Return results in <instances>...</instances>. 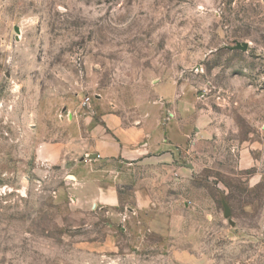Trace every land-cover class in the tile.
Returning <instances> with one entry per match:
<instances>
[{
  "label": "rangeland",
  "instance_id": "obj_1",
  "mask_svg": "<svg viewBox=\"0 0 264 264\" xmlns=\"http://www.w3.org/2000/svg\"><path fill=\"white\" fill-rule=\"evenodd\" d=\"M94 102L186 130L159 228L43 158ZM0 264H264V0H0Z\"/></svg>",
  "mask_w": 264,
  "mask_h": 264
},
{
  "label": "crops",
  "instance_id": "obj_2",
  "mask_svg": "<svg viewBox=\"0 0 264 264\" xmlns=\"http://www.w3.org/2000/svg\"><path fill=\"white\" fill-rule=\"evenodd\" d=\"M104 104L94 102L91 113L84 115L69 113L63 125L57 123L53 139L41 145V154L48 164L66 171L77 202L85 200L103 210L113 228L125 218L159 228L164 218L160 190L171 184L174 148L186 140V130L162 119L161 103L132 122L106 111ZM99 111L101 115H95ZM108 244L97 245L105 249Z\"/></svg>",
  "mask_w": 264,
  "mask_h": 264
},
{
  "label": "water",
  "instance_id": "obj_3",
  "mask_svg": "<svg viewBox=\"0 0 264 264\" xmlns=\"http://www.w3.org/2000/svg\"><path fill=\"white\" fill-rule=\"evenodd\" d=\"M16 30L18 31V27H16ZM247 47H248V43L247 42H237L234 46H232L231 48L232 49H241L243 51L247 50ZM225 207H226V211L227 213L229 212L228 211V206L227 204L225 203Z\"/></svg>",
  "mask_w": 264,
  "mask_h": 264
},
{
  "label": "built area",
  "instance_id": "obj_4",
  "mask_svg": "<svg viewBox=\"0 0 264 264\" xmlns=\"http://www.w3.org/2000/svg\"><path fill=\"white\" fill-rule=\"evenodd\" d=\"M89 100H90V97H86L84 100H83V104L88 106L89 105Z\"/></svg>",
  "mask_w": 264,
  "mask_h": 264
}]
</instances>
